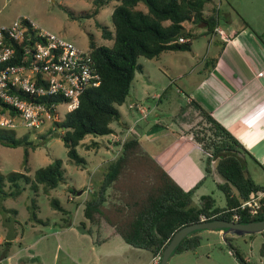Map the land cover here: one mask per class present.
<instances>
[{
	"label": "trees",
	"instance_id": "trees-1",
	"mask_svg": "<svg viewBox=\"0 0 264 264\" xmlns=\"http://www.w3.org/2000/svg\"><path fill=\"white\" fill-rule=\"evenodd\" d=\"M112 0H93L96 15L99 8ZM111 13L113 28L102 26V35L112 40L111 45H97L89 36V52L101 75L97 87L86 89L80 96L78 106L66 112L62 119L54 121L53 131L62 128L60 135L67 148L68 158L76 166H84L85 159L77 152V146L87 136H104L113 132L111 123L120 121L119 106L129 95L131 82L136 72L142 71L139 56L154 58L164 51H188L191 39L195 38L192 29L183 23L205 22L211 33L216 25L214 15H205L204 6L209 0H117ZM139 3L146 10L137 9ZM186 39L179 42V39ZM217 56L213 58V62ZM197 111L201 129H190L193 139L199 144L204 159L205 175L183 189L142 147L138 138L128 136L121 144L116 157L107 162L106 171L91 196L84 201L83 217L97 225L102 219L131 247L148 250L152 256L160 255L181 227L204 220L224 219L246 223L264 219V196L256 214H251L240 205L258 191L264 193V185L256 183L246 172L245 157L257 160L248 149L221 123L196 101H190ZM184 111L180 108L179 114ZM52 126V125H51ZM45 138V135L42 136ZM0 144L7 147L23 146L24 162L28 163V147L37 145L27 137H16L12 130L0 129ZM99 146L97 141L91 143ZM89 145L87 148L89 149ZM212 162L224 182L217 187L225 194L224 207L215 206L211 195L200 197L195 204L192 195L204 179L211 173ZM264 167V166H263ZM25 172L28 168L25 167ZM25 172L12 171L6 177L0 172V198L20 193L19 180L30 184L35 190L41 185L44 191L55 189L64 182L61 159L35 170L33 178ZM15 191L6 192L5 182ZM75 192L74 188L69 189ZM52 206L66 215L59 201L52 199ZM234 216H237L235 220ZM64 219V226L69 224ZM44 223V221H40ZM85 223H81L85 231ZM91 233L90 229H86ZM264 236V231L260 232ZM200 235L194 231L185 236L174 253L194 250L200 244ZM229 241L231 238L225 237ZM240 264H249L240 252L229 244ZM264 256V245L262 246Z\"/></svg>",
	"mask_w": 264,
	"mask_h": 264
},
{
	"label": "rangeland",
	"instance_id": "rangeland-1",
	"mask_svg": "<svg viewBox=\"0 0 264 264\" xmlns=\"http://www.w3.org/2000/svg\"><path fill=\"white\" fill-rule=\"evenodd\" d=\"M214 7H220L219 13L223 9L230 8L228 2L238 12L247 14L251 12V0H214ZM117 0H112L99 8L96 15L93 14L95 4L93 0H0V25H9L17 18H28L38 28L52 32L57 36L73 43L82 50L89 48V36L92 35L97 45H111L112 40H107L102 35V26L112 29L111 13ZM137 9L146 10L143 3H139ZM216 10V9H215ZM241 15V14H240ZM242 16V15H241ZM241 20H246L242 17ZM254 20V19H253ZM262 20V23H260ZM255 29L259 28L258 24L264 27V19H256ZM200 23H192V31L196 35L191 39V45L196 51V58L202 59L207 52V35L209 31L206 27H200ZM257 27V28H256ZM262 33V32H261ZM251 33L253 39L264 41V34ZM211 51V50H210ZM195 53L164 51L154 58H146L139 56L137 61L142 66L141 72H136L131 82L129 95L126 101L120 106L119 111L126 115L127 105L133 98H140L155 93V100L144 101L146 108L152 109L153 113L148 118V129L150 133L143 136L145 138V149L151 152L153 146L164 143L172 138L177 137L176 131L179 132V126L187 129L194 122V109L187 104V98L191 93L185 87L186 78H196L198 72L187 73L190 67L196 62L193 58ZM179 55L187 57V61H178ZM194 68V67H193ZM181 77H178V74ZM164 92V93H163ZM139 93V94H138ZM156 104L158 107L156 108ZM180 108H184L182 112L185 119L179 120ZM59 118L65 115V105H59ZM157 114V115H156ZM160 118V124H154V119ZM175 118V119H174ZM134 119V118H133ZM200 120V118H199ZM116 127L117 122L111 123ZM144 125V124H139ZM145 128V125L143 126ZM202 124L198 123L190 129H201ZM189 129V131H190ZM53 131L52 126H46L38 131L26 130L22 128L14 129L16 137H27L29 141L37 145L33 150L28 147L29 158L28 163L24 162L23 146L7 147L0 144V172L6 177L12 171L25 172L29 177L33 178L36 169L44 167L54 159H61L64 171V182L55 189L44 191L39 185L37 190L26 185L19 180L20 193L0 198V258L7 256L8 259H2V264H120L123 257L111 256L103 257V254L93 251L89 254L90 262L79 261L77 251L82 246L79 238L73 237L80 220L93 229V237L100 235L103 237L107 234L109 225L96 226L91 225L82 216L84 201L88 199L92 191L98 189L106 171L104 165L98 166L103 161L112 158L114 151L107 150L104 146L109 147L107 140L112 139V135L93 136L87 135L77 146V152L87 161L85 166H76L67 156V148L60 137L63 130L59 128ZM128 129L127 134H133ZM58 133V136L55 135ZM45 135V138L42 136ZM124 136L122 138H126ZM119 140V139H118ZM97 141L100 146L96 147L91 143ZM90 146L89 149L87 146ZM114 146V144H113ZM150 154V153H149ZM257 155H259L257 153ZM190 157H196L194 153ZM257 162L246 156L244 160L245 170L247 174L258 184L264 185V157L255 156ZM201 165V164H200ZM215 166V163L212 162ZM202 166V165H201ZM211 175H208L201 185L192 195L195 204H199L200 197L203 195H211L215 200V206L224 207L226 204L225 194L217 187V182H224V179L212 167ZM205 175H200L196 180H200ZM74 188L73 193L69 189ZM77 188V189H76ZM6 192L15 191L9 182H5ZM79 189H86V198L76 199V193ZM81 195V192L78 196ZM85 195V193H84ZM56 198L60 205L64 208L66 215L52 206V199ZM76 209H79L75 213ZM62 217L73 220L75 224L72 234H63L61 237L53 235L56 230H63L64 223ZM74 218V219H73ZM40 221H46L41 224ZM75 222V223H74ZM77 225V226H76ZM200 244L194 250H191L186 256L179 257L177 254L170 256L167 264H240L238 259L232 253L229 244L231 243L237 249L243 258L249 264H264L262 257V246L264 245V236L260 233L255 234H236L225 233L222 229L219 233L218 229L199 230ZM40 235H45L40 238ZM115 235H117L115 233ZM69 237V239L67 238ZM117 237V236H116ZM225 237L231 238L230 242ZM66 238L68 240H66ZM120 241L121 238L118 236ZM70 245L71 252L68 251L67 243ZM146 251V250H144ZM146 255V252H140ZM88 256L87 251L84 253ZM173 255V254H172ZM140 259V261H142ZM87 261V259H86Z\"/></svg>",
	"mask_w": 264,
	"mask_h": 264
},
{
	"label": "crops",
	"instance_id": "crops-1",
	"mask_svg": "<svg viewBox=\"0 0 264 264\" xmlns=\"http://www.w3.org/2000/svg\"><path fill=\"white\" fill-rule=\"evenodd\" d=\"M219 3V8L214 7L216 4L214 0H209L204 6L203 13L205 15H214L216 17V25L213 32H209L207 35V52L202 59L198 60L196 58L197 54L192 45L188 51H177L195 53L193 55L196 61L193 64L194 68L190 67L187 73H195L196 69H198V76L196 78H186L185 80V87L191 93V96L187 98V104H189L190 101L199 103L209 114L229 130L254 157H264V41L251 37V33L257 36L258 33L261 32L262 35L264 34V27L262 24H258L259 28L256 27L257 30L255 29L257 25L255 20L264 19V0H251V12L248 13L250 18L247 14L245 16L242 11L238 12L237 14L240 18L246 17L244 18L246 19L245 21L241 20L240 22L238 21L240 19L237 17V14L236 16L234 15L236 10L229 2L228 6L230 8L223 9L221 13L217 11L221 9L222 3ZM260 23H262V20ZM183 25L187 29H192V22L190 21L184 22ZM216 28L222 29L229 40L221 38L215 31ZM179 56L180 58H178V61H187V57L183 55ZM215 56H217V60L213 62ZM259 73H261V75H258ZM179 76L181 77L180 73L178 74V77ZM155 95V93L149 95L147 91L145 96L142 95L140 98L134 97L133 100L128 103L126 112L130 115L132 121L130 124L128 123L130 120L126 117L124 112H120V121L122 125L118 123L116 127L111 125L113 128V132L111 133L112 139L107 140L109 147L104 146L107 150L114 151V154L112 158L103 161L98 164V166L105 165L116 157L120 150V139L124 136H134L138 138L142 147L145 149L144 143L147 139L145 138V140H143L142 138L144 135L150 133L148 129V118L153 111L150 108H146L143 102L150 99L155 100ZM157 107L158 104H156V108ZM192 108L194 109L193 106ZM141 111H145L146 117H142ZM179 115H181L179 120L185 119L183 113ZM193 116L194 122H192L187 129L179 126V132L176 131V138H172V140H168L164 143L157 142V144L153 146L151 152L146 150L185 190L199 181L196 180V178L203 175L204 171V159L200 146L189 132V129L196 125L200 118L195 109ZM153 122L154 124L161 123L158 117L154 119ZM141 123L145 125V128L143 127L144 125H139ZM128 129H130V131L134 130L135 132L126 135L125 133ZM191 153H194L196 157H190ZM257 153L259 155H257ZM86 163L87 161L85 160V165ZM212 167H214V165H212ZM209 175L212 176V173ZM80 192L81 195L78 196ZM86 193H88L86 189H79L76 193V199L86 198ZM79 204L78 208L80 209L83 204L81 201ZM79 209H76L75 213H77ZM62 220H64L63 217ZM69 221V224L67 226L65 225L66 227H64L63 230H56L53 232V235L61 237L63 234H72L75 224H73V220L70 218ZM83 221L84 220H80L78 227L75 229L76 233H73V237L76 239L79 238V240L82 241V246H79L76 254L79 261L89 263V254L99 250L105 258H110L111 256L123 257L120 264H150L152 255L148 250L144 251L145 249L131 247L111 226L107 234H104L103 237L97 235L94 239L93 229L90 226L84 224L82 227H85V231L82 230L81 223L85 222ZM104 222L105 221L101 219L97 225H94L96 226L95 231L98 230L99 226L101 227L106 223ZM46 223L47 222L44 221V223L41 224ZM86 229H90L91 233H87ZM220 232L221 230H219V233ZM115 233L117 235H115ZM43 236L45 235H40V238ZM118 236L122 241L117 239ZM67 238L69 239V237ZM67 238L66 240H68ZM66 243L68 251L71 252L69 243ZM85 251H87L88 256L84 254ZM190 251L191 250L174 253L171 256L175 254L179 257L186 256ZM140 252H146V255ZM142 258L143 260L140 261ZM2 259H8V257L3 256L0 258V264H2Z\"/></svg>",
	"mask_w": 264,
	"mask_h": 264
},
{
	"label": "built area",
	"instance_id": "built-area-1",
	"mask_svg": "<svg viewBox=\"0 0 264 264\" xmlns=\"http://www.w3.org/2000/svg\"><path fill=\"white\" fill-rule=\"evenodd\" d=\"M215 31L229 40L222 29ZM100 83L89 49L38 28L28 18L0 25V129L38 131L51 126L60 119L59 105H65V112L74 110L81 94ZM263 196L260 191L251 194L240 208L256 214ZM160 260V255L152 256L150 264Z\"/></svg>",
	"mask_w": 264,
	"mask_h": 264
},
{
	"label": "water",
	"instance_id": "water-1",
	"mask_svg": "<svg viewBox=\"0 0 264 264\" xmlns=\"http://www.w3.org/2000/svg\"><path fill=\"white\" fill-rule=\"evenodd\" d=\"M200 27L206 26V23H200ZM62 130V128H59ZM58 136V133H55ZM224 230L225 233H236V234H255L264 231V219L259 221H250L241 223L237 221H228L224 219L215 220H202L200 222L189 224L181 227L173 235L167 246L165 247L159 264H167L170 256L173 254L175 249L178 247L181 240L188 234L199 231V230Z\"/></svg>",
	"mask_w": 264,
	"mask_h": 264
}]
</instances>
